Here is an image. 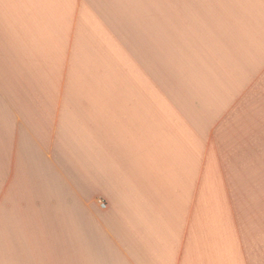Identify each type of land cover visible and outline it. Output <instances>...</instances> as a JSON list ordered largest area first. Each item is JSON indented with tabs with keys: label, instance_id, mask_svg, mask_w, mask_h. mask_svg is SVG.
Returning a JSON list of instances; mask_svg holds the SVG:
<instances>
[{
	"label": "crops",
	"instance_id": "crops-1",
	"mask_svg": "<svg viewBox=\"0 0 264 264\" xmlns=\"http://www.w3.org/2000/svg\"><path fill=\"white\" fill-rule=\"evenodd\" d=\"M263 173L264 0H0V264H251Z\"/></svg>",
	"mask_w": 264,
	"mask_h": 264
},
{
	"label": "rangeland",
	"instance_id": "rangeland-1",
	"mask_svg": "<svg viewBox=\"0 0 264 264\" xmlns=\"http://www.w3.org/2000/svg\"><path fill=\"white\" fill-rule=\"evenodd\" d=\"M73 181L79 189L85 188L86 180L75 179ZM245 199L249 200L248 209L240 211L239 214L242 234L250 257L249 262L264 264V177L261 179L256 177L254 195L248 194ZM251 199H253V205L250 204Z\"/></svg>",
	"mask_w": 264,
	"mask_h": 264
},
{
	"label": "built area",
	"instance_id": "built-area-1",
	"mask_svg": "<svg viewBox=\"0 0 264 264\" xmlns=\"http://www.w3.org/2000/svg\"><path fill=\"white\" fill-rule=\"evenodd\" d=\"M102 203V205L104 206L105 205V203L104 202H101Z\"/></svg>",
	"mask_w": 264,
	"mask_h": 264
}]
</instances>
